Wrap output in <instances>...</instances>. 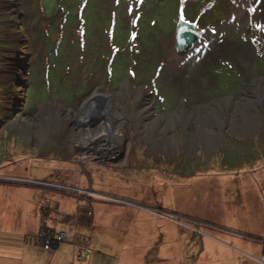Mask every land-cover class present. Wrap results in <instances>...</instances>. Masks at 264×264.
<instances>
[{"label":"rangeland","instance_id":"1","mask_svg":"<svg viewBox=\"0 0 264 264\" xmlns=\"http://www.w3.org/2000/svg\"><path fill=\"white\" fill-rule=\"evenodd\" d=\"M96 91L97 108L111 109L125 135L110 159L74 141ZM113 197L178 215L156 216L168 235L152 264H196L205 241L215 252L228 244L238 264H264V0H0L9 230L56 224L66 233L58 260L83 264L77 233L104 245L109 230L77 224L79 198ZM220 231L225 239L209 237ZM8 236L18 234L0 231V243Z\"/></svg>","mask_w":264,"mask_h":264},{"label":"crops","instance_id":"2","mask_svg":"<svg viewBox=\"0 0 264 264\" xmlns=\"http://www.w3.org/2000/svg\"><path fill=\"white\" fill-rule=\"evenodd\" d=\"M126 199L140 203L143 206L136 207L112 199H87L82 201L79 198L80 207L77 224L82 227L89 226L93 228L96 226V228L102 227L106 228V231L109 230L107 234V243L104 245L95 243L87 236H80L79 241L82 243L76 246L79 251H75V256L77 254L80 262H83V264H152L153 261L150 255L152 254L154 244H159L158 247L154 245V250L156 249V251L161 253L163 250L161 243L163 242V238L168 235V231H165L166 233L162 232V219L156 217L161 215L149 208L151 204L147 202L130 198ZM234 199H236V197H234ZM245 200L248 201V197ZM31 201H34L38 207V200L36 198L31 199ZM42 202L43 200L40 202L41 205ZM98 208H100V210ZM32 210H34V207L30 209V211ZM81 210L84 212H80ZM88 211L92 212V216L89 217L86 214ZM236 213L239 214L238 211H236ZM191 215L192 217L204 220V218L198 216L199 214L196 215V213H193ZM29 222L28 220V223ZM213 223L214 224L206 227H211L213 229L212 232H216L220 227L215 224H220ZM236 223H238L236 220L231 221L230 227L234 229L233 225ZM22 224V230L21 228L17 232L9 230V221L7 218H4L3 209L2 207L0 208V231L4 230L8 231L9 234H18L15 241L10 240L12 236H8L6 237L7 244L0 243V264H64L66 262L65 260H58L62 252V247L59 246L57 249L52 250L36 242L34 237L38 236L40 233L42 222L40 227L39 225L37 226V224L35 227H31L30 224L24 221H22ZM49 225L55 227L58 231L63 230L56 224ZM165 228H169L168 225H165ZM248 229L251 230V228ZM161 232L162 234H160ZM212 232L209 234V237L212 239H225V237L222 236L228 233L227 231H220L221 234L215 236ZM230 234L231 237H235V234ZM247 236L251 237L252 235ZM160 238L161 240L158 241ZM112 244L114 246H111ZM233 245L235 246V244ZM216 248L217 245L215 242L205 241L202 253L200 252L201 257H205V259H200L201 261L199 260L200 262L198 261L196 264H223V261H225L226 264H238V257L234 256L232 253L233 249L228 244L222 249V252H215ZM3 251H6V253ZM69 252H71V250ZM174 260L175 264H185L178 259ZM70 261L71 258H69V262ZM69 262H67V264ZM70 264L75 263L70 262Z\"/></svg>","mask_w":264,"mask_h":264},{"label":"bare ground","instance_id":"3","mask_svg":"<svg viewBox=\"0 0 264 264\" xmlns=\"http://www.w3.org/2000/svg\"><path fill=\"white\" fill-rule=\"evenodd\" d=\"M101 96L102 94L96 91L95 93H93V95L89 96L84 101V104L82 106V112H87L90 106L91 109H94V107H96L95 110H93L92 114L88 116V118L90 120L92 119L90 122H96L97 130H93L91 128L90 122L88 121L86 123H82L81 133L79 136L74 135V141L79 146V148L83 150L92 151L96 150L97 146L103 147L101 148L103 151V155L106 156V158L110 159L117 157L120 154V151L114 150V143H116L119 139L123 141L125 139V135H123L124 137H122L121 119L119 117L115 119L111 118L114 114L111 109H109L108 111H104L97 108V104H99L97 102ZM106 144H108V146H106Z\"/></svg>","mask_w":264,"mask_h":264},{"label":"trees","instance_id":"4","mask_svg":"<svg viewBox=\"0 0 264 264\" xmlns=\"http://www.w3.org/2000/svg\"><path fill=\"white\" fill-rule=\"evenodd\" d=\"M48 202L47 198L45 197V200H43L42 202V210L44 212V214H47L48 216H51L54 214L53 211L49 210L47 207H46V203ZM56 210V209H54ZM89 213V211H88ZM86 213V214H88ZM160 215H163V214H160ZM165 216V215H163ZM169 217V216H167ZM64 220H70V221H74L76 219V217L74 218V216H70V215H65L63 217ZM62 220V219H61ZM64 232V231H63ZM62 232H58V230L55 228V227H52L50 226L48 223L45 222V220L43 219L42 220V226H41V230H40V233H39V236L35 237V240L37 243H41L42 245L46 246L47 248L48 247H51L53 249H57L59 246H60V243L62 241H65L64 240H59L58 237L59 235L61 234ZM65 233V232H64ZM47 239H50L51 242L50 243H47L46 240ZM76 240L79 241L80 240V235L77 233V237H76Z\"/></svg>","mask_w":264,"mask_h":264},{"label":"water","instance_id":"5","mask_svg":"<svg viewBox=\"0 0 264 264\" xmlns=\"http://www.w3.org/2000/svg\"><path fill=\"white\" fill-rule=\"evenodd\" d=\"M112 200H116V201H119V202H121V203H125V204H129V205H134V206H136V207H141V206H143L142 204H140V203H137V202H135V201H131V200H126V199H122V198H119V197H113L112 198ZM153 210V209H152ZM154 211V210H153ZM156 212H158V213H160V214H168V215H171V216H178V215H176V214H174V213H172V212H168V211H156ZM230 232H233L232 230H229ZM239 234H242V233H239ZM243 236H245L244 234H242ZM245 237H248L247 235L245 236ZM249 238H252V239H257V238H255V237H249ZM262 241H263V244H264V239H261Z\"/></svg>","mask_w":264,"mask_h":264},{"label":"built area","instance_id":"6","mask_svg":"<svg viewBox=\"0 0 264 264\" xmlns=\"http://www.w3.org/2000/svg\"><path fill=\"white\" fill-rule=\"evenodd\" d=\"M64 188H68V187L65 186ZM75 190H80V191L86 192V190L77 189V188H75ZM65 238H66V233H64V232H62V233L59 235V237H58L59 240H64ZM46 242H47V243H50L51 240H50V239H47ZM262 261H264V260H262Z\"/></svg>","mask_w":264,"mask_h":264}]
</instances>
